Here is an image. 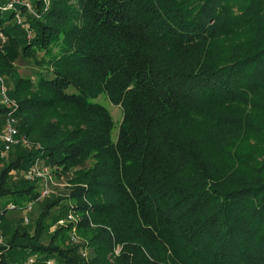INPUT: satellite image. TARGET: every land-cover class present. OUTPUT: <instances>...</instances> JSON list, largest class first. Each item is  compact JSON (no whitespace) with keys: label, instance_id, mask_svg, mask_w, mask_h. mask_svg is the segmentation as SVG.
I'll return each instance as SVG.
<instances>
[{"label":"trees","instance_id":"1","mask_svg":"<svg viewBox=\"0 0 264 264\" xmlns=\"http://www.w3.org/2000/svg\"><path fill=\"white\" fill-rule=\"evenodd\" d=\"M7 1L0 78L30 145L0 153V208L37 201L11 176L36 160L72 177L33 226L1 216L0 264H264V0ZM69 211L76 241L51 229Z\"/></svg>","mask_w":264,"mask_h":264},{"label":"built area","instance_id":"2","mask_svg":"<svg viewBox=\"0 0 264 264\" xmlns=\"http://www.w3.org/2000/svg\"><path fill=\"white\" fill-rule=\"evenodd\" d=\"M44 5L46 9L49 7L50 0H43ZM18 5L25 6L31 13H33L31 3L27 1L22 0H8L6 4H4L1 7V10L3 11H15L17 9ZM34 14V13H33ZM16 18L19 23L22 22V17L19 13H16ZM6 42V36L3 32L0 31V46H2ZM0 100L1 103L6 107L7 109V115L4 117L3 123L0 126V153L2 156H6L12 148L15 146H22L27 147L30 145L29 139L23 135L20 134L17 128V121L14 117V114L18 110V104L16 101L10 99L7 96V88L4 83V81L0 78ZM14 174V173H13ZM52 168L49 166H45L43 163H40L39 160H36L29 168L24 170L23 178L28 181H37L39 184V191L40 196L37 199V201H40L42 198L46 196H50L52 194V191L50 190V184L52 183V176H53ZM66 186V185H65ZM36 201V202H37ZM35 204V201L32 203L24 204L23 206H18L17 204L10 202L4 205V207L0 208V224L1 216L5 214L7 210H15V209H22L24 211H29L31 207ZM69 215L67 218L69 221L65 222L67 224L72 225L71 232H70V238L73 241H76V230L75 225L78 222V214L75 212L69 211ZM26 223L29 221L26 219ZM59 224H62L63 221H59ZM0 245H4V239L2 237V234L0 232ZM83 256H86L85 253H83ZM34 263V257H30L26 264H32ZM47 264H52V262H47Z\"/></svg>","mask_w":264,"mask_h":264},{"label":"rangeland","instance_id":"3","mask_svg":"<svg viewBox=\"0 0 264 264\" xmlns=\"http://www.w3.org/2000/svg\"><path fill=\"white\" fill-rule=\"evenodd\" d=\"M29 37H31V34H29ZM17 66H18L19 71L22 74H26V73L30 74V73H33V72L38 70L40 72V74H42L44 76L48 75L46 72H43V71L39 70L37 67H35L30 60L20 59L17 62ZM95 102H99L100 104H102L109 111L110 116H111V118L113 120V123H114V127L112 129V138L114 140L116 138V135H117L118 126H119V124H120V122L122 120V111H121V109L119 107L111 104L109 102V100L103 95H101L98 99H96ZM9 153L7 154L6 157L2 156V155L1 156L5 157V159H8ZM0 167H1V165H0ZM23 173H24V170L20 169V170L16 171L11 176L14 179L23 178ZM70 177H72L71 173L68 174L67 176H64V175H61V176L53 175L52 176V183L50 184V190L52 191V194L50 196L55 198L57 196H64L65 194H67L68 191H67V189H66L67 187H65V185L66 186L68 185V179H70ZM47 197L48 196L42 198L39 201V203L34 204L29 211H24L22 209L7 210L4 215L7 218L8 225L9 226L13 225L15 227L16 225H19V224H16V223H19V221H22L21 226H23V225L33 226L35 220L37 219V216L39 215V213L41 211L42 203L44 202V200ZM2 204H4V203H2ZM56 212H58V209L54 208L53 209V213L55 214ZM69 214L70 213L68 212V213L65 214V216H63L61 218H58L56 224L53 225L51 229L55 230L56 228H58L60 226L61 227L62 226H66L67 223H65V222L69 221V219L67 218V216ZM26 219L29 221L28 223L25 222ZM59 221H63V223L59 224L60 223ZM69 234H70V232H69Z\"/></svg>","mask_w":264,"mask_h":264}]
</instances>
